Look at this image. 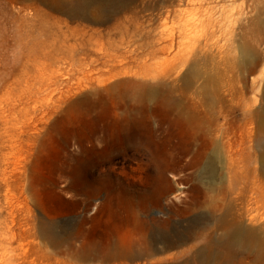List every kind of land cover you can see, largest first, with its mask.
Wrapping results in <instances>:
<instances>
[{"label":"rangeland","instance_id":"obj_1","mask_svg":"<svg viewBox=\"0 0 264 264\" xmlns=\"http://www.w3.org/2000/svg\"><path fill=\"white\" fill-rule=\"evenodd\" d=\"M241 3L244 11L252 7V0H214L213 16L220 19L223 10L235 16ZM169 5V0H0V264H62L59 261L66 259L46 242L39 228L42 222L51 225L53 236L63 238L84 229L101 237L112 227L144 219L141 213L147 205L151 213L178 227L200 213L178 212L187 188L181 179L190 171L184 167L166 171L171 183L158 205L145 194L151 182L143 178L141 166L144 161L152 166L173 143L170 138L177 130L173 125L163 124L152 137L138 127L143 145L124 155L114 147L104 151L105 144L86 139L96 123L111 124L108 113L114 108L151 110L149 124L155 128L159 110H173L172 102L180 97L176 88L180 75L172 72L171 55L192 47L193 33L185 35L182 22H193L199 33L201 26L196 24L205 11L190 3ZM78 8L79 12L67 11ZM9 30L18 38L7 42L4 33ZM222 30L223 24L219 33ZM158 34L173 38V50L144 63V50ZM130 49L131 59L111 60L104 55L124 54ZM122 67L127 68L126 75L114 76L109 82L97 81L107 77V69ZM252 74L258 77L257 70ZM250 75L246 96L255 99L250 107L254 109L262 105L263 79L256 80L250 91ZM129 80L151 85L154 97L147 99L149 102L133 103L124 88L109 90L111 84ZM160 88L168 90V107L160 103ZM229 107V123H240L247 114L245 105ZM136 148L138 151L133 150ZM83 170L107 179L109 184L98 189V184L95 188L82 186ZM231 173L234 171L223 168V182ZM116 231L113 229L110 241L115 240ZM131 234L132 239L137 237ZM138 264L150 262L141 260Z\"/></svg>","mask_w":264,"mask_h":264},{"label":"bare ground","instance_id":"obj_2","mask_svg":"<svg viewBox=\"0 0 264 264\" xmlns=\"http://www.w3.org/2000/svg\"><path fill=\"white\" fill-rule=\"evenodd\" d=\"M169 2V6L190 3L196 5L197 10L205 11L196 24L201 26L199 33L195 32L193 22H182L181 31L185 35L193 33L190 36L192 47L171 55L172 72L177 71L180 75V83L176 87L180 97L172 102L173 110H159L161 115L155 128L149 124L153 117L151 110L114 108L108 113L111 124L96 123L86 139L93 138L105 144L104 151L114 147L117 153L124 155L133 147L143 145L138 127L152 137L163 124L173 125L177 129L170 138L173 143L165 147L155 162L151 159L152 166L145 161L141 166L143 178L151 182V188L145 194L158 205L171 183L165 177L166 171L174 172L184 167L190 171L181 179L187 188L178 212L183 215L200 213L183 227H178L151 213L150 205H147L141 213L144 219L133 225L112 227L101 237L84 229L77 233L69 232L63 238L53 236L51 225L40 223L46 242L65 257V261H59L62 264H67L66 261L70 264H138L141 260H149L150 264H264V0H252L251 9L249 7L246 11L241 3L236 6L239 8L235 9V16L225 14L223 10L220 19L213 16L215 7L211 3L214 0ZM67 11L79 12V8ZM174 11L179 12L178 9ZM222 18L223 35L219 33ZM4 34L7 42L18 38L10 30ZM172 50L173 38L158 34L144 50L143 62L161 54H170ZM131 54V49L124 54L104 53L111 60L117 57L125 60ZM125 68L107 69V77L97 81L109 82L114 76L126 75ZM256 70L258 77H252L250 74ZM226 72H230V76ZM248 75L251 76L248 79L250 91L254 89L256 80L263 79L262 105L254 109L250 107L255 99L246 96ZM132 81L109 84V90L124 88L129 102L132 100L133 103L154 97L155 89L151 85L148 87ZM162 91L158 98L162 105L167 106L171 102L168 90ZM232 104L245 105L247 109L240 123L236 120L229 123L228 112L232 110L229 105ZM132 124L135 128H131ZM133 150L138 151L137 148ZM223 163H227L226 167ZM223 168L227 172L234 171L227 182H223ZM80 181L84 187L95 188L98 184L97 189L109 184L107 179L92 176L87 170L82 171ZM113 229H117L115 240L110 241ZM131 233L137 237L132 239ZM41 256L47 255L42 253Z\"/></svg>","mask_w":264,"mask_h":264}]
</instances>
